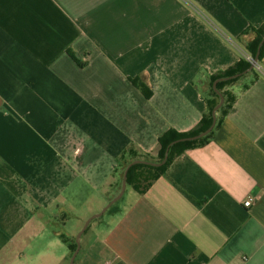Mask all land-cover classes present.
Segmentation results:
<instances>
[{
	"label": "crops",
	"instance_id": "crops-1",
	"mask_svg": "<svg viewBox=\"0 0 264 264\" xmlns=\"http://www.w3.org/2000/svg\"><path fill=\"white\" fill-rule=\"evenodd\" d=\"M262 24L264 0H0V264H67L61 237L198 125ZM255 72L206 145L90 221L78 264H264V57Z\"/></svg>",
	"mask_w": 264,
	"mask_h": 264
},
{
	"label": "trees",
	"instance_id": "trees-1",
	"mask_svg": "<svg viewBox=\"0 0 264 264\" xmlns=\"http://www.w3.org/2000/svg\"><path fill=\"white\" fill-rule=\"evenodd\" d=\"M249 34H252L253 38L246 45L240 47L243 55L242 58H240V60L238 61V63L231 69L210 77L211 100L208 101L207 111L203 115L198 125L187 133H177L175 131H167L157 141V154L155 157L144 155L143 157L139 159H135L134 161H143V162L155 163V164L161 163V161L164 158V154L167 147L172 142L184 138L194 137L196 135H199L200 133H203L210 127L212 123V111L214 107L219 103V97L212 89L213 83L219 79L230 78L235 75H238L250 68L251 63L247 61L246 57H249L252 60L256 58L258 45L260 41L264 38V24H262L258 28L249 27L243 32L242 35H249ZM68 54L70 58L78 65V67L80 68L85 67V63L79 61L71 52H69ZM263 57H264V44L261 47L260 53L258 55V59H257L258 65L261 63ZM250 74L254 75L253 76L254 78L251 81L252 83L257 78V73L255 72V70H251L249 73H247L244 76L217 83L216 88L218 92L223 96L224 102L223 105L220 107V109L216 112V124L210 134L196 141L180 142L174 145L169 150L167 161L160 167H154L148 164L133 165L128 170L127 178H126V186L131 187L134 191H136L139 194H144L158 178H160L166 173L167 169L170 167L172 162L177 157L181 156L188 150L206 145L211 140L214 132L220 126L222 121L226 118L228 112L231 110L232 106L236 101V95L229 90L230 87L239 84ZM131 83L142 92V94L146 99L150 97L151 93L146 89L144 83H142L139 80H132ZM247 87L248 86L246 85L244 86L243 89L245 90ZM132 162L133 161L129 162L126 165V167ZM61 240L67 244V248L70 252V256H72V254L76 250V243L72 242L68 244L63 237H61Z\"/></svg>",
	"mask_w": 264,
	"mask_h": 264
},
{
	"label": "water",
	"instance_id": "water-1",
	"mask_svg": "<svg viewBox=\"0 0 264 264\" xmlns=\"http://www.w3.org/2000/svg\"><path fill=\"white\" fill-rule=\"evenodd\" d=\"M264 44V38L260 41L259 45H258V49H257V55H256V58L253 60V63L251 64L250 68L247 69L246 71L238 74V75H235L233 77H230V78H223V79H219L217 81H215L212 85V89L213 91L217 94V96L219 97V103L214 107L213 111H212V123L210 125V127L204 131L203 133H200L199 135H196L194 137H189V138H184V139H180V140H177V141H174L172 142L166 149L165 151V154H164V158L163 160L161 161V163H147V162H143V161H133L132 163H130L125 171H124V174H123V177H122V183H121V190H120V193L112 200L110 201V203L107 204V206L102 209V211L98 214V215H95L93 216L92 218L88 219L87 222L85 223V225L83 226V229L80 231V233L78 234L77 236V240H76V250L75 252L72 254L71 256V260H70V264H74V261H75V258L79 252V238L80 236L82 235V233L86 230L88 224L90 223L91 220L93 219H96V218H99L101 217L105 211L111 207L114 203H116L121 197L122 195L124 194V191H125V188H126V178H127V173H128V170L133 166V165H136V164H148V165H151V166H154V167H160L162 166L166 161H167V158H168V153H169V150L171 147H173L174 145L180 143V142H192V141H196V140H199L205 136H207L208 134H210L216 124V112L220 109V107L223 105V102H224V98L223 96L218 92L217 88H216V85L218 82H221V81H226V80H229V79H235V78H238V77H241V76H244L246 75L247 73H249L251 70H255L257 69L258 67V62H257V59H258V55L260 53V50H261V47L263 46Z\"/></svg>",
	"mask_w": 264,
	"mask_h": 264
},
{
	"label": "rangeland",
	"instance_id": "rangeland-1",
	"mask_svg": "<svg viewBox=\"0 0 264 264\" xmlns=\"http://www.w3.org/2000/svg\"><path fill=\"white\" fill-rule=\"evenodd\" d=\"M126 190V193H125V197H127V196H129L131 193H133L132 191H133V189L131 188V187H129V186H126V188H125ZM107 206V205H106ZM105 206V207H106ZM104 207V208H105ZM103 208V209H104ZM112 208H110V210H111ZM110 210H108V212L110 211ZM102 211V210H101ZM100 211V212H101ZM99 212V213H100ZM98 213V214H99ZM97 214V215H98ZM95 216V215H94ZM107 218V213L106 214H104V216H102V218H98V220H96V221H101L102 219H106ZM83 229V228H82ZM54 230H57V228H55ZM58 231H60V232H62L63 231V229H58ZM80 233V232H79ZM79 233H76L75 235H71V236H67L69 239H71V243L72 242H75L76 243V240H77V236H78V234ZM95 235L97 236V234L96 233H94V231L91 233L90 231H88V232H86V233H84V235H82V236H80V238H79V240H78V242H79V254H78V256H77V258H76V261H74L76 264H78L79 263V261H81L82 259H84V257H85V255H87L86 254V248H85V246H86V244H90L91 242H92V239H95ZM66 249V248H65ZM65 251V254L67 255V258H68V262H67V264H70V260H71V256H70V252L69 251H67V249L66 250H64ZM70 256V257H69ZM89 260V259H88ZM95 260V258H90V262L91 261H94ZM74 263V264H75Z\"/></svg>",
	"mask_w": 264,
	"mask_h": 264
},
{
	"label": "built area",
	"instance_id": "built-area-1",
	"mask_svg": "<svg viewBox=\"0 0 264 264\" xmlns=\"http://www.w3.org/2000/svg\"><path fill=\"white\" fill-rule=\"evenodd\" d=\"M246 59H247V61H249L251 64L253 63V60H252L251 58L246 57ZM257 68H258V67H257ZM251 205H252L251 200H248V201L244 202V204H243V206H244L245 208H249V207H251Z\"/></svg>",
	"mask_w": 264,
	"mask_h": 264
}]
</instances>
